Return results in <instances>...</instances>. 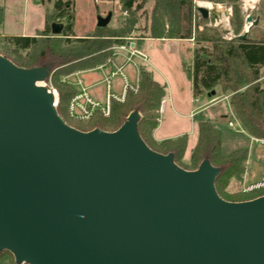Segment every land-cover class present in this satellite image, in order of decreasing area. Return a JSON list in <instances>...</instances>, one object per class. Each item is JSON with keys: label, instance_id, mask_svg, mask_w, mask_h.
I'll return each instance as SVG.
<instances>
[{"label": "water", "instance_id": "obj_1", "mask_svg": "<svg viewBox=\"0 0 264 264\" xmlns=\"http://www.w3.org/2000/svg\"><path fill=\"white\" fill-rule=\"evenodd\" d=\"M245 24L240 39L257 21ZM47 77L0 55V253L15 264H264V196L221 199L219 170L205 160L186 171L149 149L137 113L113 132L68 126Z\"/></svg>", "mask_w": 264, "mask_h": 264}, {"label": "trees", "instance_id": "obj_2", "mask_svg": "<svg viewBox=\"0 0 264 264\" xmlns=\"http://www.w3.org/2000/svg\"><path fill=\"white\" fill-rule=\"evenodd\" d=\"M46 1L51 3L52 10L46 15L45 29L33 36H4L0 33V55L17 67H44L48 70L44 84L47 88L58 90L56 112L68 126L83 132L93 129L113 132L130 113H137L138 133L149 149L160 154L172 153L174 163L186 171L196 170L205 160L219 170L214 186L221 199L242 202L261 196L229 199L225 193L226 186L230 179H242L245 175L247 151L236 150L223 156L220 132L210 121L197 123V140L187 160L183 159L187 143L185 136L154 142L152 133L158 125L165 87L142 66L139 67L137 89L128 91L122 101L111 100L107 116L99 110H95L89 120L70 116V103L77 89L67 84L66 79L111 61L113 48L122 45L123 39L134 30V15L141 7L137 6V0H119L121 12L130 15L120 28H97L90 34L77 37L73 33L75 0ZM152 1L148 38L167 41L191 38V28L182 26L183 22L189 24L187 15L193 9L191 0ZM3 18L4 9L0 5V27ZM51 23L62 26L59 35L51 33ZM202 23L205 24L206 20ZM232 27L234 37L224 40L222 33L216 29L204 26L199 30L200 25L195 26V48L192 50L191 65L186 70L192 84V94L198 97L204 92L218 89L219 97L229 95L230 111L241 130L251 138L264 141V85L260 83L261 69L264 68V38L250 40L248 34L245 39L238 38L243 20L237 4L233 6ZM0 264H15L13 256L7 251L1 252Z\"/></svg>", "mask_w": 264, "mask_h": 264}, {"label": "rangeland", "instance_id": "obj_3", "mask_svg": "<svg viewBox=\"0 0 264 264\" xmlns=\"http://www.w3.org/2000/svg\"><path fill=\"white\" fill-rule=\"evenodd\" d=\"M191 1L193 9L191 14L187 15L189 24L183 22L182 26L183 28H191L190 39L193 38L192 41L190 39L185 40L186 43L149 41L145 42L142 47L141 44L150 36L153 1L137 0L136 4L141 9L135 13L134 20L136 24L134 25V30L123 39V44L130 42L145 53L148 62L145 65L147 71L154 79L164 84V99L175 97L179 101L177 103L178 108L174 107L176 112L170 110L168 103L167 105L165 104L166 106L163 105V108L166 107V110L165 113H160L161 124L173 127L175 122H180L179 127L189 133L186 136L187 146L189 147V145L195 144L197 140L196 134L191 135L194 124L201 120L210 119L214 128L220 132V151L223 156H227L236 150L247 151L245 175L242 179H230L226 186L225 193L229 196V199L243 200L248 197L264 196V142L252 140L253 138L244 133L235 121L233 122V127L228 126V121L231 120V114L227 100L222 99V97H217L216 102L207 105L197 112L192 121L177 116L188 113L192 107L202 105L208 99L202 98L199 100V103L194 105L190 104L192 96L190 92V81L187 78L186 70L191 62L190 50L195 48V26L200 25L199 30L204 26L216 29L222 33L224 40L232 39L234 37L232 27L233 6L237 4L243 20V27L239 35L243 34L245 30L246 16L250 15L253 21H257V24L251 26L248 32L251 31L253 37H259V32L264 28V0H256L251 9H245L243 0H238V2L234 0ZM209 4L212 6V9L208 7ZM0 5L4 9L6 18L3 27H0V33L2 35L3 32L15 36L35 35L45 29L46 15L52 10L51 3H48L46 0H0ZM197 7H203L209 12V18L205 24L202 23L204 19L196 11ZM74 11L73 33L77 37H83L94 32L97 29L98 17L105 18L107 15H110V20L106 26L110 30L120 28L124 20L130 18L129 13L121 12L119 0H75ZM226 11H229L230 15L228 22H223V14ZM219 18L220 21L218 20ZM215 20L217 23H215ZM113 51L115 52V50ZM112 60L119 61V55L114 56ZM120 61L121 65L125 64L124 56L121 57ZM134 63L140 66L143 62L135 59ZM137 66L128 64L125 67L126 69L124 68L125 74L132 76L131 79L129 78L131 82L137 76ZM72 79L71 77L67 78V84L69 82L72 83ZM102 79L103 77L100 73L92 72L88 74L86 80L93 86L88 90V93L96 99L103 101L105 97V84L101 82ZM111 86L113 92L115 91L120 94L121 78L114 77L111 80ZM48 89L54 94L56 108L59 100L58 90L55 88ZM217 92L219 93V91Z\"/></svg>", "mask_w": 264, "mask_h": 264}, {"label": "built area", "instance_id": "obj_4", "mask_svg": "<svg viewBox=\"0 0 264 264\" xmlns=\"http://www.w3.org/2000/svg\"><path fill=\"white\" fill-rule=\"evenodd\" d=\"M208 7L212 9V6L209 4ZM229 11H226L223 14L222 21L223 22H228L229 18ZM225 17V18H224ZM220 21V18L218 19ZM215 23L216 20H215ZM246 29V28H245ZM190 39V41H192ZM115 50L114 56L119 55V56H124L125 58V64L123 65H115L113 60L107 61L106 64L99 65L97 66L94 70L98 71L103 79L101 82L105 84V97L104 100L100 103L95 101L91 95L88 93V90L85 86V83L82 78L78 76L77 73L71 75L70 77L73 78L72 83L69 82L73 87L77 89V94L74 96L70 103V115L72 117L81 119V120H89L91 115L95 110H99L104 116H107L109 114V107H110V102L111 100H116V101H122L124 99V96L128 91H135L137 89V84L139 81V65L137 66L136 63H134L135 59H138L145 63L147 61V57L145 53L136 47L134 44H131L130 42H127L122 45H118L113 48ZM132 64L134 66H137V76L134 79L133 82L129 80V77L125 74L124 72V66ZM69 77V78H70ZM114 77H120L121 78V86H120V94L115 93L112 91V86H111V80ZM229 96H222V99L228 100ZM218 98H212L209 100L208 104H213L214 102L217 101ZM197 102V100H195ZM164 102L161 101L160 108H159V113L162 112ZM231 114V120L228 121V126L233 127V122L235 121L237 125L239 126L238 122L235 119V116L230 112ZM240 127V126H239ZM254 141H262L263 140H257V139H252Z\"/></svg>", "mask_w": 264, "mask_h": 264}, {"label": "crops", "instance_id": "obj_5", "mask_svg": "<svg viewBox=\"0 0 264 264\" xmlns=\"http://www.w3.org/2000/svg\"><path fill=\"white\" fill-rule=\"evenodd\" d=\"M5 21H6V18H5V14H4V18H3V23H2V26H1V28L3 27V25H4V23H5ZM2 31V30H1ZM3 32V31H2ZM249 33V35H248V38L250 39V40H257V39H259V38H261V37H263L264 38V28L259 32V37H253L252 35H251V31L250 32H248ZM3 35L4 36H15V35H11V34H5L4 32H3ZM20 36H26V35H20ZM149 41H156V42H182V43H186L185 41H183V40H154V39H151V38H148V39H145V41L141 44L142 45V47H143V44L145 43V42H149ZM132 44V43H131ZM190 50V49H189ZM191 51V60H192V50H190ZM121 57L122 56H119V61H117V60H115L113 63L115 64V65H118V66H120L121 65V61H120V59H121ZM146 63V64H145ZM145 63H142L140 66H142V67H144L145 69H146V67H145V65H147L148 64V62L146 61ZM190 65H191V62H190ZM127 65H125L124 66V68L126 67ZM150 66V65H149ZM190 67V66H189ZM188 67V68H189ZM187 68V69H188ZM126 69V68H125ZM183 69H184V67H183ZM147 70V69H146ZM263 71H264V68L263 69H261V78H260V83L262 84V85H264V74H263ZM92 72H98V71H95L94 69H92V70H88V71H82V72H78L77 74H78V76L80 77V78H82L83 79V81H84V83H85V86H86V88H87V90H90L93 86L90 84V83H88L87 82V78H88V74L89 73H92ZM99 73V72H98ZM84 75H87V76H84ZM186 75H187V78L189 79V81H190V78H189V76H188V74H187V71H186ZM128 77L131 79L132 78V76H130V74H128ZM134 77V76H133ZM156 80V79H155ZM157 81V80H156ZM158 83H160L161 85H164L163 83H161V82H159V81H157ZM115 92V91H114ZM190 92H191V96H192V98L190 99V104H192V105H194V104H197V103H199V100L200 99H202V98H208V99H206L205 101H204V103L202 104V105H196V107H192L189 111H188V113H186V114H184V115H177V116H179V117H181V118H183V119H185V120H187V119H189V120H191L192 121V119H193V117L196 115V113L197 112H199L201 109H203V108H205L207 105H210V104H208V102H209V100L210 99H212V98H217V97H219V95H218V92H217V90L215 89L214 91H211V92H214V95H212L211 96V93L210 92H204L202 95H200L199 97H194L193 96V94H192V84H191V81H190ZM115 93H117V92H115ZM91 95V94H90ZM229 96V95H228ZM91 97L95 100V101H97V102H102V100H100V99H96L95 97H93V95H91ZM222 97V96H221ZM195 100H197V102H195ZM163 102H164V105L166 104L167 105V103L169 104V108H170V110H172V111H174V112H176L175 111V109H174V107H176V108H178V100H177V98H175V97H169L168 99H163L162 100ZM228 101V100H227ZM165 105V106H166ZM228 107H229V104H228ZM165 110H166V107H164L163 109H162V112L163 113H165ZM229 111H230V107H229ZM231 112V111H230ZM205 120H208V121H210L211 122V120L210 119H205ZM205 120H201V121H205ZM198 122H200V121H198ZM197 122V123H198ZM180 122H175L174 123V125H173V127H169V126H165V125H163V124H161L160 123V117H159V121H158V125H157V127L154 129V131H153V133H152V139L154 140V142L155 143H160V142H163V141H166V140H174V139H176V138H179V137H182V136H187L189 133L188 132H186L183 128H180L179 127V124ZM197 123L196 124H194V127H193V131L191 132L192 134L191 135H195L196 134V136H197ZM244 132V131H243ZM245 133V132H244ZM195 144H191V145H189V147L187 146V143H186V149H185V153H184V160H187L188 158H189V155H190V151H191V149L193 148V146H194ZM187 147H188V151H187ZM255 186H258V185H255Z\"/></svg>", "mask_w": 264, "mask_h": 264}, {"label": "bare ground", "instance_id": "obj_6", "mask_svg": "<svg viewBox=\"0 0 264 264\" xmlns=\"http://www.w3.org/2000/svg\"><path fill=\"white\" fill-rule=\"evenodd\" d=\"M255 1H256V0H243V3H244V7H245V9H251V8L253 7ZM246 27H247V26H246ZM246 27H245V28H246ZM247 28H248V27H247ZM247 28H246V29H247Z\"/></svg>", "mask_w": 264, "mask_h": 264}]
</instances>
